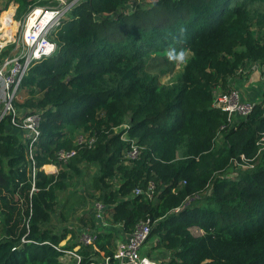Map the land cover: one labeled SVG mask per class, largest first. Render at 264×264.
Returning a JSON list of instances; mask_svg holds the SVG:
<instances>
[{"label":"trees","instance_id":"16d2710c","mask_svg":"<svg viewBox=\"0 0 264 264\" xmlns=\"http://www.w3.org/2000/svg\"><path fill=\"white\" fill-rule=\"evenodd\" d=\"M16 1L14 19L45 2ZM131 1L133 10L119 11ZM151 9L166 13V21L135 25L133 15ZM110 23L123 28L119 36L104 31ZM48 37L54 52L29 66L15 101L41 117L35 190L21 130L9 116L0 120V264L111 257L117 241L146 219L144 254L158 264H264V147L258 143L264 91L250 113L219 135L226 112L212 106L216 91L230 90L239 71L264 63V0H78ZM179 60L173 81L161 83ZM122 123L128 127L115 130ZM123 131L139 146L135 158L126 157ZM79 135L95 140L80 145ZM61 149L76 153L60 161ZM241 154L252 159L251 167L232 164ZM48 163L57 172H46ZM89 163L96 170L77 202L87 196L102 203L112 225L87 244L78 240L79 230H54L51 222L56 213L74 211L69 203L76 190L63 201L60 192L74 187ZM232 166L236 173L228 176ZM85 215L79 220L98 229L93 215ZM68 233L71 241L60 248L74 250L79 262L62 260L55 247Z\"/></svg>","mask_w":264,"mask_h":264},{"label":"built area","instance_id":"2783aa9c","mask_svg":"<svg viewBox=\"0 0 264 264\" xmlns=\"http://www.w3.org/2000/svg\"><path fill=\"white\" fill-rule=\"evenodd\" d=\"M60 1L61 2L53 6L36 4L30 7L26 14L21 19H18L21 20L19 25L21 29L18 38L12 37L10 33H8V35H3L0 32V120L9 116L10 124L21 130L22 137L27 146V158L31 164V190L36 189L34 184L36 164L33 157V148L40 135L39 125L41 117L37 111L24 112L19 110L15 105V101L19 99V84L29 66L41 57L52 54L56 48L55 41L49 39L48 33L59 23V20L64 17L69 8L78 2V0ZM14 14L12 19L14 18ZM8 21L9 18L6 25ZM9 45H11L12 48L9 49L8 53H3L4 49ZM258 65L261 67L262 72H264V63ZM254 104L255 103L251 101H243L236 88H231L226 92L216 91L212 106L226 112V122L219 126L217 135L220 134V130L234 124L236 117L238 118L250 113ZM127 127L128 125L126 123H122L115 127V130H119L120 128L125 129ZM120 136L125 141L129 140L126 136V131H123ZM94 140V137L86 139L82 135L76 138L77 144L82 145L86 143L88 146L92 145ZM128 142L129 148L126 151V157L132 159L137 156L139 146L134 140H129ZM258 143L261 148L264 147V132ZM75 153L76 149H61L57 152V158L60 161H66ZM251 160L252 159L246 157L244 154H241L239 159L235 158L232 160V164L235 167L247 168L252 166ZM152 188L153 184L151 183L149 185L148 194L152 192ZM140 191L139 188L134 190L135 193ZM93 207L97 225H102L103 227L109 225L110 219L106 207L98 201L94 202ZM105 220H108L107 225H105ZM150 228L149 219L138 222L134 228L127 233L124 240L117 241L116 248L111 257L103 255L99 260H92L88 264H113V260L118 264H158L155 259L140 253L139 250L141 245L146 241ZM99 231V229L95 228H83L79 233V240L87 244L92 243ZM61 245L60 242L59 245L55 247L62 252L60 255L62 260L73 257L79 262L80 256L74 250L60 248Z\"/></svg>","mask_w":264,"mask_h":264},{"label":"rangeland","instance_id":"374dc122","mask_svg":"<svg viewBox=\"0 0 264 264\" xmlns=\"http://www.w3.org/2000/svg\"><path fill=\"white\" fill-rule=\"evenodd\" d=\"M59 2H61V1L60 0H45V2L43 4L45 6H53V5H56V3L58 4ZM0 4H1L0 7L2 9L0 12V18L2 17L3 13L10 11V12H8L10 14H5L4 17L0 20V32L3 35H8V33H10L12 37L18 38V36L20 35V29L21 28L19 25H20L21 20L14 19V18L12 19L13 14L16 10V7L18 6V2L16 0H1ZM134 4H135V2L131 1L128 4H126L125 6L120 7L119 11H125V12L129 11L130 12V10H133ZM144 4H147V3L142 2V5H144ZM141 13H142V11L133 15L137 18L135 25L142 24L144 26H148L151 24L164 22V21H166V18H167L166 13L163 14V11L160 9H151L150 11H148L147 14L145 13L146 15L141 14ZM8 18H9V21L6 25ZM134 18H131V19L133 20ZM10 19H12V20H10ZM127 20L128 19H126V21ZM10 21H11V26H10ZM125 26H127V22H126ZM106 27L104 28V31H108V32L113 31V32H115L114 36H116V37L120 35L121 31H123V28H117L116 23L115 24L110 23V26L108 25ZM14 30H15V33H14ZM11 48H12V46H10V49ZM179 63H180V60L178 61V63L176 64V66L174 67V69L171 72L162 74L160 76L159 79H160L161 83H169V82L173 81L174 74L181 69L182 63H180V64ZM254 69L259 70V77L261 80V84L264 86V74H262V69L259 65L247 67V69H243V70L239 71L238 75L239 76L244 75V74L248 75V74H250L249 71L254 70ZM235 77H238V76H235ZM247 77H250V76H247ZM263 90L264 89H260L258 91L259 95L258 94L257 95H250L249 94L248 98H250V99L252 98L251 102H253V103L259 101L262 97ZM19 98L21 99V95H19ZM85 168H86L85 174L83 176H81V178L78 179V181L74 185V187H72L70 190L66 189V190H63L60 192V199L63 201L65 199V197L67 196V194H70V192H73L74 189L76 190L72 194L71 201L69 203L70 206L72 204L75 205V209H74V211L72 209H68L67 212L64 213V216H62V217L59 216L57 213L54 214L52 217V222H51V227H53L54 230L62 229L64 226L71 227L73 229L76 228L77 230H80V229L82 230L83 228H88V227L91 228L90 221H87L86 224H84L82 220L81 221L79 220V216L83 213L84 214L86 213L85 216L87 218H89L91 216V214L95 218V216H94L95 210H94L93 205H94V202H96V201L92 198L91 199L88 198L87 196L85 198L86 200L84 203L77 202V201H78L79 194H82L85 197L87 190L84 189V184L88 183L90 181L93 172L96 170V165L89 163V164H87V166ZM235 170H236V168L234 166H232L228 170L227 175L228 176L235 175V173H236ZM87 218H84V219H87ZM1 222H2V214H1V209H0V230H1ZM191 231L194 234H200L201 233V230L198 227H192ZM78 238H79V236H78ZM68 241L70 242L71 238L70 239L68 238ZM64 242H65V240L63 239L61 241V244H63ZM148 247H149V242H144L139 249L140 253L144 254L145 252H147ZM156 256L159 257V255H156Z\"/></svg>","mask_w":264,"mask_h":264},{"label":"crops","instance_id":"0c3cea01","mask_svg":"<svg viewBox=\"0 0 264 264\" xmlns=\"http://www.w3.org/2000/svg\"><path fill=\"white\" fill-rule=\"evenodd\" d=\"M255 65L257 66L258 64L257 63H253L249 67H252V66H255ZM249 73L250 74H248V75L244 74V75H240V76L237 73V75H235V76H238V77L234 76V77L231 78L232 88L238 89V91L240 93V97H241V99L243 101H252V98L251 99L248 98V95L249 94L250 95H257L258 91L260 89H264V86L261 84V80H260V77H259V70L258 69L250 70ZM247 76H250V77H247ZM235 119H237V117ZM43 169L46 172H57L58 166L56 164H53V163H48V164L44 165ZM107 221L108 220H105V222H106L105 225L108 224ZM109 225H112V224H109ZM109 225H107V226H109ZM104 228L105 227H103L102 225L98 226V229L100 231L103 230ZM80 231H81V229L79 230L77 237L79 236ZM68 234H67L68 236H66L65 239H64L65 241L70 237V233H68ZM125 237H126V235H125ZM78 240H79V238H78ZM77 247L78 246H75L74 249H77Z\"/></svg>","mask_w":264,"mask_h":264},{"label":"clouds","instance_id":"9594fccd","mask_svg":"<svg viewBox=\"0 0 264 264\" xmlns=\"http://www.w3.org/2000/svg\"><path fill=\"white\" fill-rule=\"evenodd\" d=\"M177 58H179V59H183V55L180 54V56L177 57V56L173 55L172 53H169V59H177Z\"/></svg>","mask_w":264,"mask_h":264},{"label":"bare ground","instance_id":"6f19581e","mask_svg":"<svg viewBox=\"0 0 264 264\" xmlns=\"http://www.w3.org/2000/svg\"><path fill=\"white\" fill-rule=\"evenodd\" d=\"M48 14V13H47Z\"/></svg>","mask_w":264,"mask_h":264}]
</instances>
